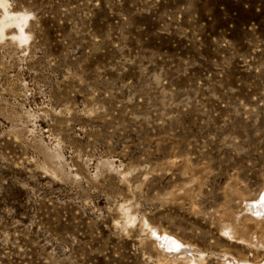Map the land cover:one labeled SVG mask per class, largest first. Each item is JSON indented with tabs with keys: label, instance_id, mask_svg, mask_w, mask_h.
I'll use <instances>...</instances> for the list:
<instances>
[{
	"label": "rangeland",
	"instance_id": "1",
	"mask_svg": "<svg viewBox=\"0 0 264 264\" xmlns=\"http://www.w3.org/2000/svg\"><path fill=\"white\" fill-rule=\"evenodd\" d=\"M263 193L264 0H0V264H264Z\"/></svg>",
	"mask_w": 264,
	"mask_h": 264
},
{
	"label": "bare ground",
	"instance_id": "2",
	"mask_svg": "<svg viewBox=\"0 0 264 264\" xmlns=\"http://www.w3.org/2000/svg\"><path fill=\"white\" fill-rule=\"evenodd\" d=\"M247 203V202H246ZM245 203V204H246ZM249 203V202H248ZM252 203V202H251ZM247 205V204H246ZM243 209L248 210L250 213L249 214H255L256 216H264V193L261 197V199L256 203L255 206H250L247 205V207H243ZM263 218V217H262ZM263 221V220H262ZM258 223V222H256ZM262 224V223H261ZM235 226V225H234ZM239 226V225H238ZM242 226V225H241ZM258 226V225H257ZM261 226V225H259ZM245 227V226H244ZM243 227V228H244ZM248 227H252L248 225ZM247 227V228H248ZM242 228V229H243ZM237 229V228H235ZM245 229V228H244ZM247 230V229H246ZM244 230V231H246ZM240 231V230H239ZM243 231V230H242ZM244 233V232H243ZM247 235V234H246ZM165 236V235H164ZM160 238L159 244L163 247V249L166 252L167 256H172L173 258L176 256L182 257L185 256L186 252L189 251L190 249L194 248L190 244H184L185 242H181L177 237L170 236V238ZM260 238V237H259ZM252 241V240H251ZM169 258V257H168ZM177 258V257H176ZM175 259V258H174Z\"/></svg>",
	"mask_w": 264,
	"mask_h": 264
}]
</instances>
